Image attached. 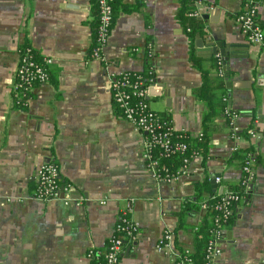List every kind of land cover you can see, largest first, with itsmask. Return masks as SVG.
<instances>
[{"label": "crops", "instance_id": "crops-1", "mask_svg": "<svg viewBox=\"0 0 264 264\" xmlns=\"http://www.w3.org/2000/svg\"><path fill=\"white\" fill-rule=\"evenodd\" d=\"M246 1L193 0L189 19L200 20L202 34L192 46L177 20L181 0H116L100 60L91 56L93 0H0V264H90L87 250L105 248L121 214L137 234L125 239L118 264H173L157 247L163 231L175 230L183 201L196 199L205 179L217 193L234 186L245 191L242 161L232 157V147L249 144L257 156L254 178L223 227L219 263L264 260V41L251 43L236 22ZM252 1L264 32V0ZM198 40L203 48L217 41L234 45L227 81L244 87L228 88V100L234 110L255 111L256 136L233 139L231 125L213 131L207 157L193 158L172 181L157 180L144 157L146 135L115 108L110 81L122 72L151 71V110L167 116L175 130L202 135L206 105L195 95L202 79L189 55L193 51L208 67V58L219 54H199ZM22 45L39 59H53L49 80L35 85L23 106L12 96ZM250 122L239 115L234 125L243 129ZM48 161L72 190L68 204L33 196L36 170ZM215 176L220 182L213 187ZM207 195L201 192L197 210L175 230L179 244L193 251Z\"/></svg>", "mask_w": 264, "mask_h": 264}, {"label": "built area", "instance_id": "built-area-1", "mask_svg": "<svg viewBox=\"0 0 264 264\" xmlns=\"http://www.w3.org/2000/svg\"><path fill=\"white\" fill-rule=\"evenodd\" d=\"M96 3L98 7V25L93 38L94 46L91 56L94 59L101 60L103 59L102 49L111 31L113 21L112 5L111 0H96ZM236 22L251 43H263L264 32L257 21V6L254 1L248 0L245 2L244 8L236 16ZM18 53L19 62L12 84V96L17 104L23 106L26 105L33 87L49 80V67L53 59L51 57L37 59L32 47L28 45L20 46ZM219 63L221 68L225 70V64L221 57ZM148 73H151V71ZM219 74L222 75V70H219ZM148 80L152 81L151 78ZM149 86L150 83H147L146 78L141 75H136L133 72L119 73L110 81L111 99L121 109L123 117L139 131L145 133L144 157L152 168L153 176L157 180L172 181L179 175L186 173L189 162L198 154L191 153L185 157L181 168L173 174H161L156 169L158 161L151 152L153 148L158 147L161 150V156H169L173 153L185 151L187 145L184 142L172 139L173 131L181 132L182 130L173 129L172 125H167L165 121L160 120L161 118L156 112L151 110L148 101ZM237 117L238 114H234L230 121L232 127L229 135L233 139H236L234 132L237 128L234 121ZM255 136L256 132L252 128L251 138ZM236 149H238V145L232 147L233 151ZM254 161L253 156L248 154L241 165L240 186L245 189V193L254 178ZM35 180L36 187L33 196L37 200L44 202L61 200L64 204H68L72 200V190L69 186L61 185L58 166L54 162L42 163L36 170ZM214 180L219 183L220 177L215 176ZM244 192L241 194L238 191L229 189L218 193V198L212 206L214 227L210 230V237L204 252V264H220L219 257L222 253L220 240L224 234V222L233 214L237 204L245 196ZM201 206L206 208L204 203ZM197 228L195 227L194 230L196 231ZM136 234L135 224L127 218L126 214H121L115 225V231L110 235L105 248H90L86 252V257L90 260V264H118L125 239L131 241L135 239ZM157 247L167 253L173 264H195L192 255L194 251L179 244L178 235L173 229L163 231ZM260 264H264V260Z\"/></svg>", "mask_w": 264, "mask_h": 264}, {"label": "trees", "instance_id": "trees-1", "mask_svg": "<svg viewBox=\"0 0 264 264\" xmlns=\"http://www.w3.org/2000/svg\"><path fill=\"white\" fill-rule=\"evenodd\" d=\"M94 1V5L96 7L95 10V26H94V37L96 33V28L98 25V7L96 0ZM115 2L116 0H111L112 5V19L115 17ZM193 0H181V6L177 13V20L181 23L183 28L187 31V35L191 40L192 46L195 44L196 39L200 34H202V26L199 19H195L194 23L189 19V15L194 13L196 8H194ZM94 46V43L92 47ZM34 52V50H33ZM35 53V52H34ZM36 56V55H35ZM39 59V58H37ZM219 55H212L208 58L210 61V65L208 67H203L201 62L203 60L202 57L197 56L193 51L189 55V60L191 63L198 68L201 73V85L195 90L196 97L203 101L206 105V111L202 115V124H203V133L201 136L194 137L186 131H173L172 139L184 142L187 147L183 152H177L170 154L169 156H161V150L158 147L152 149L153 156L157 159L158 165L156 167L157 170L161 174L169 173L173 174L183 165V159L189 156L191 153H195L198 155H202L204 158L208 156L209 150V139L210 135L213 131H218L224 129L230 125V121L234 114L245 115L250 117V124L243 129H237L234 133L236 139H243L249 141L251 139V129L254 127L253 121L256 119L255 111H238L234 110L229 102H228V87L227 78L228 71L223 70L219 63ZM219 70H222V75L219 74ZM214 73V74H213ZM136 75H141L146 78L147 83H151L148 79L152 78V73L141 72L136 73ZM50 77V72H49ZM115 108H117L120 112L121 109L118 105L114 104ZM160 120H163L167 123V125H171L167 116L163 114H159ZM221 118L222 123L212 122L213 119ZM251 154L254 158V164L256 163L257 156L254 153L253 144H249L246 147H238L233 154L232 157L236 159H240L242 162L244 158ZM211 182V181H210ZM239 187V186H238ZM238 187H232L233 189L242 194V189ZM208 191L206 205V213L202 218L200 224L195 233L194 239V252L193 262L195 264H204V252L206 249V245L208 243L210 237V230L214 227V211L212 206L216 202L218 198V193L211 190L209 188L208 180L205 179L203 183L198 187V192L195 193L196 199H185L183 201V205L181 210L177 213L179 218V223L175 227V230H178L180 227L185 226L183 222V218L188 213H193L197 210V205L199 201V196L201 192ZM246 195V194H245ZM234 213V212H233ZM233 214L224 222V225H227L232 220Z\"/></svg>", "mask_w": 264, "mask_h": 264}, {"label": "water", "instance_id": "water-1", "mask_svg": "<svg viewBox=\"0 0 264 264\" xmlns=\"http://www.w3.org/2000/svg\"><path fill=\"white\" fill-rule=\"evenodd\" d=\"M218 10H219L218 8H215L213 11L210 12V19H211V16L216 15L218 13ZM204 18H207V16L204 15ZM197 46L199 47L197 49L198 52H201L199 54L212 55V54L218 53L224 60L225 68L227 65L228 58L233 55L232 50H233L234 45L226 44V42H224V41H221V42L217 41L215 44L212 43L207 48H203L202 47V41L198 40ZM227 87L230 88V87H244V86L242 85V82H240V81H238L236 83H234V82L232 83L231 81H227ZM228 102L230 103L229 100H228ZM213 181H214V179H212V181H211L212 184H213ZM213 187H215L214 184H213Z\"/></svg>", "mask_w": 264, "mask_h": 264}]
</instances>
